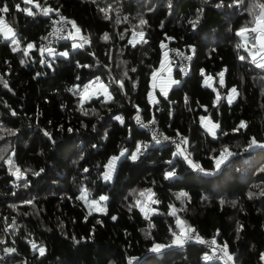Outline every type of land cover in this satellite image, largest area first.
Segmentation results:
<instances>
[{"label": "trees", "instance_id": "obj_1", "mask_svg": "<svg viewBox=\"0 0 264 264\" xmlns=\"http://www.w3.org/2000/svg\"><path fill=\"white\" fill-rule=\"evenodd\" d=\"M35 2L54 11L45 16L23 0H0V9L8 8L0 17L18 41L0 33V264H222L205 259L207 249L193 240L173 244L177 217L195 234L227 245L235 264H264V70L241 61L247 53L236 47V33L251 26L258 0ZM60 16L74 21L87 43L79 39L74 48L62 41L57 49L68 55L43 61L48 21ZM134 31L147 42L133 47ZM28 44L34 47L25 55ZM172 45L192 60L187 76L169 67L179 83H169L165 96L154 88L153 73ZM209 76L211 87L205 85ZM98 77L107 82L110 100L82 101L70 92L73 82L82 89ZM232 88L238 94L229 103ZM138 113L157 118L167 134L185 135L203 171L195 173L175 145L140 150L133 161L139 142L149 137L135 124ZM201 117L219 125L215 137ZM242 121L247 126L237 131ZM224 148L232 155L217 169ZM112 157L119 159L105 180ZM167 172L174 175L166 178ZM147 189L159 203L145 219L135 205ZM83 190L87 203L79 199ZM181 192L187 196L177 199ZM91 201L105 211L90 209ZM155 245L165 247L152 251Z\"/></svg>", "mask_w": 264, "mask_h": 264}, {"label": "snow or ice", "instance_id": "obj_2", "mask_svg": "<svg viewBox=\"0 0 264 264\" xmlns=\"http://www.w3.org/2000/svg\"><path fill=\"white\" fill-rule=\"evenodd\" d=\"M23 2L25 4H30L33 5L36 9L41 10V6L39 3H36L35 0H23ZM238 2H240V0H238ZM17 8L19 10V5H17ZM111 9H101L102 12H105L107 14L108 11H110ZM23 11L28 14V15H35V13L32 11V8H25L23 9ZM42 14L45 16H48L52 11H54L51 8H43L42 10ZM58 12V10H56ZM0 12L6 13L8 12V8L7 6H5L4 8L0 9ZM250 14L252 15L253 19L250 22V25H245L244 27H242L239 31H237L236 35L238 37L241 38V43H238L236 45L237 49H243L244 52L247 53V57L244 55H240L239 59L241 61H244L246 59L249 60V62L251 64H253L256 68H259L261 70H264V2H260V0H258L257 3H255V5L253 6L252 9H250ZM61 21L65 20L64 17L60 18ZM68 23L72 24L73 29L75 30V35H73L72 33L69 34V37H65V38H71L73 40H75L77 38V36H79L80 33V29L76 26L74 21H68ZM146 23V21H144L143 19L140 20V25H144ZM0 33L3 34L4 38L7 39H12V42L14 44H17L18 41H16L14 39L15 37V31L14 29L8 24L6 23V21L0 17ZM137 37H139V39H137ZM79 38L81 40H84L85 43H87V40L83 37V36H79ZM105 40L109 39L108 34H105L104 36ZM144 42L146 43L147 41L144 40V33L141 32H133V39H131L129 41L130 44L133 45V47H135V45L137 43H141ZM78 45L73 44V47H77ZM82 46V45H79ZM34 46L32 44H28L27 48L25 49L24 54L27 55L28 54V50L32 49ZM162 47H166V45H162ZM16 49L14 48L13 51H15ZM46 51L49 53V55L52 54V49H46ZM60 55L63 56H67L68 53L64 52V53H60ZM165 57H167V52H165ZM190 59V57H189ZM23 63V61H22ZM164 65H161V69H163ZM170 71V69H169ZM126 75V73H125ZM158 75V73H153V80L155 81L156 76ZM201 75H204L203 70L201 71ZM219 83L221 86H223L224 83V72H220L219 74ZM212 77H206L205 78V85L208 87H211L212 84L210 83V81L212 80ZM171 83L173 84H178L179 81H171ZM98 84V88L99 90H102L106 95L107 98L110 100L111 99V95L107 94V88L102 84L99 83V81H97ZM4 86L7 87V82H4ZM121 87H123L122 83H121ZM155 87V85H154ZM77 88H79V86H77ZM92 88V85H84L83 86V96L81 97V100H85L88 99L90 96V89ZM215 91V89H213ZM161 92L163 95L167 96V91L162 87L161 88ZM231 93L232 95H230L228 97V101L229 103L232 102L233 99H235V96L238 94L236 88H232L231 89ZM94 94V93H93ZM220 96L219 94H217V101H219ZM15 114V113H13ZM117 120H120L121 123H123V119L120 116L115 117ZM137 121H140V117L137 116L136 117ZM201 122L204 125L205 129L215 137L216 135V129L219 127L218 124L212 123L211 120H209L206 117H201ZM146 126V125H145ZM247 125L245 122H241L240 125L238 126V128L236 129L237 131L241 128H245ZM71 131V129L69 130ZM47 135V133H46ZM155 139V137H154ZM165 139H167V137H165ZM185 144L187 143L186 140L183 141ZM157 143H159V140H157ZM256 141L253 139L250 142V147L253 145H256ZM264 146V145H262ZM179 148V146H178ZM140 147L137 148V152L131 155V159L133 161H135L138 158V153L140 152ZM182 154V153H181ZM121 156L124 155V152L122 151ZM232 155V153L228 150V148H224L223 151L221 152V155L219 158L216 159V168L219 169L220 165L224 162L225 159H227L228 156ZM186 159H188L187 157H185ZM0 159H3V157H0ZM117 159H119V157H113L112 160L109 161L108 165H107V171L104 173V179L105 180H109L111 179V175L112 172L114 171L115 168V164ZM7 163H9L10 165L13 164L12 160L9 158V160L7 161ZM188 163L189 165L196 170H200L203 171V169H201L199 164L194 163L192 160L188 159ZM85 171H87V169H85ZM17 179H20L24 176V173L21 172V170L19 168H15V171L13 173ZM35 175H39V173H35ZM174 175L173 172H167L166 173V178L172 177ZM88 192L87 190H83L81 193V196L79 197V199L84 200L86 203L88 202ZM187 193L185 192H181L179 193V195L177 196V199H181L183 197H186ZM139 197L140 199H137L136 201V205L140 208V211L144 214L145 219L149 218V213H153L155 212V209H153L151 207V205L153 204H158L159 201L155 200V193H153L151 191V189H147L144 191L139 192ZM100 201H106L107 197L106 196H101L99 198ZM90 209H95L97 211H105V208L101 207L98 201H91L89 204ZM171 208V212L170 215L172 216H176V208L170 206ZM91 214V212L89 213ZM113 220L116 219V217H112ZM176 225L179 228V233H173L175 239L173 240V244L178 245V246H183L184 243H186L189 240H197L200 242H204L198 234H195L196 230L194 228H192L191 226L186 225V223L181 220L179 217H177L176 219ZM212 244H215L216 241L213 239L211 241ZM33 249H36V245L33 244L32 245ZM165 247L164 245H155L152 249V251H160L161 248ZM9 252L14 251V249H8ZM221 251L223 252V255L225 257H227L228 261H231L233 258L231 255H229L228 251H227V245H224L223 248L221 249ZM45 249L43 247L39 248V254L41 256L44 255ZM205 259H210V257H205ZM261 259H264V254H262Z\"/></svg>", "mask_w": 264, "mask_h": 264}, {"label": "built area", "instance_id": "obj_3", "mask_svg": "<svg viewBox=\"0 0 264 264\" xmlns=\"http://www.w3.org/2000/svg\"><path fill=\"white\" fill-rule=\"evenodd\" d=\"M53 18L48 21L47 24V30L44 34L45 42L43 44V47L40 51V56L43 61H49L50 57L55 54L58 48V44L62 41L70 42L72 44H78L76 40H73L71 38H65L69 37V34L72 33L74 35V29L72 27L71 23H68L70 21L69 19L65 18V20L61 21V18ZM52 49V54L49 55V53L46 51V49ZM167 57H165V65L168 67L170 66H177L179 70L181 71V74L183 76H187L188 72L190 70V64L192 60V55L187 52L185 49L178 47V46H169L166 48ZM190 57V59H189ZM158 75L164 74V67L163 69L157 70ZM99 80V77H98ZM70 92L73 95H78L81 92V88H77V84L73 82L70 85ZM137 116L140 117V121L138 122L135 118V124L147 134H149V137L147 139H143L139 142L138 147H140L141 150H147L151 146L154 145H175L179 146V148L182 149L184 152V158L187 157L190 160L192 159V156L188 150V138L181 134V133H175V134H167L165 133L160 127H159V121L157 118L152 117L150 119H145L143 116L138 113ZM136 116V117H137ZM146 125V126H145ZM155 137V139H154ZM167 137V139H165ZM157 140H159V143H157ZM186 140L187 143L185 144L183 141ZM188 159L185 158V160L188 161ZM201 167V166H200ZM202 169V168H201ZM195 173H201L202 171L194 169ZM204 242L197 241L193 239L197 244L204 246V248L207 249L210 259L214 262H220L225 263L227 261V257L223 255V252L221 249L223 248L224 244L218 242L216 238H209L206 236H199ZM215 240L216 243L212 244L211 241Z\"/></svg>", "mask_w": 264, "mask_h": 264}, {"label": "crops", "instance_id": "obj_4", "mask_svg": "<svg viewBox=\"0 0 264 264\" xmlns=\"http://www.w3.org/2000/svg\"><path fill=\"white\" fill-rule=\"evenodd\" d=\"M65 51H62V50H57V52L55 53V55H58L60 53H64ZM164 65V74L162 76H157L155 81L153 82V86L155 85L154 88L156 89H159L161 91V88L163 87L165 90L168 89V87L170 86L171 84V81H173L172 77H171V74H170V71H169V67L167 65H165V62L163 63ZM169 81V83L167 84V82ZM232 95V94H231ZM217 240V239H216ZM218 241V240H217ZM219 242V241H218ZM221 243V242H220ZM229 253V252H228ZM231 255V254H229ZM232 256V255H231ZM208 257L209 256V253H208ZM233 258V257H232ZM211 260V259H210ZM212 261V260H211ZM222 264H235L233 259L231 261H226L225 263H222Z\"/></svg>", "mask_w": 264, "mask_h": 264}, {"label": "rangeland", "instance_id": "obj_5", "mask_svg": "<svg viewBox=\"0 0 264 264\" xmlns=\"http://www.w3.org/2000/svg\"><path fill=\"white\" fill-rule=\"evenodd\" d=\"M74 35H75V30H74ZM79 36H81L80 33H79ZM79 36H77V38L75 39L76 42H78V40L80 39ZM97 81H99V80L96 78V79H93V80L87 82L86 84H84V85H89V84L92 85V88L89 90V91H90V96H89L88 99H85V100H89V99H91V98H93V97H97V96H100V95H104L105 97H107V95H106L102 90H99V88H98V84H97ZM99 83H102V84L107 88V94H110V92H108L107 82H105V81H99ZM168 83H169V81L167 82V84H168ZM84 85H83V86H84ZM93 93H94V94H93ZM80 95H81V97L83 96V88H82V90H81ZM106 99H108V98H106ZM263 145H264V144H263ZM263 147H264V146H263ZM112 158H113V157H112ZM111 160H112V159H111ZM178 229H179V228H178ZM263 260H264V259H263Z\"/></svg>", "mask_w": 264, "mask_h": 264}, {"label": "bare ground", "instance_id": "obj_6", "mask_svg": "<svg viewBox=\"0 0 264 264\" xmlns=\"http://www.w3.org/2000/svg\"><path fill=\"white\" fill-rule=\"evenodd\" d=\"M44 42H45V38L43 37V41L41 43L40 49H42Z\"/></svg>", "mask_w": 264, "mask_h": 264}, {"label": "clouds", "instance_id": "obj_7", "mask_svg": "<svg viewBox=\"0 0 264 264\" xmlns=\"http://www.w3.org/2000/svg\"><path fill=\"white\" fill-rule=\"evenodd\" d=\"M57 50H58V49H57ZM56 52H57V51H56ZM56 52H55V53H56ZM53 56H55V54H54ZM51 57H52V56H51ZM75 83H76V82H75ZM81 90H82V89H81Z\"/></svg>", "mask_w": 264, "mask_h": 264}]
</instances>
